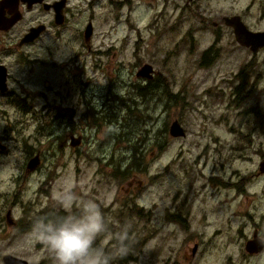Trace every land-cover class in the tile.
<instances>
[{
	"label": "rangeland",
	"instance_id": "rangeland-1",
	"mask_svg": "<svg viewBox=\"0 0 264 264\" xmlns=\"http://www.w3.org/2000/svg\"><path fill=\"white\" fill-rule=\"evenodd\" d=\"M69 1L59 40L18 50L0 34L11 74L0 96V264H56L34 226L93 206L104 223L94 247L116 255L130 238L111 264H264L245 252L261 217L264 235V180L238 134L263 120L264 64L222 20L240 15L257 30L264 0ZM145 65L152 80L138 77ZM176 120L185 137L170 135Z\"/></svg>",
	"mask_w": 264,
	"mask_h": 264
},
{
	"label": "flooded vegetation",
	"instance_id": "flooded-vegetation-1",
	"mask_svg": "<svg viewBox=\"0 0 264 264\" xmlns=\"http://www.w3.org/2000/svg\"><path fill=\"white\" fill-rule=\"evenodd\" d=\"M4 1H9V5L4 9H0V24H1L0 34L8 38V44L9 45L12 44L13 45L12 48L22 50L24 48L37 44L46 36H52L55 40H59L66 36V30L69 22V12H70L69 0H38L31 6H29V4L27 3L22 2V0H0V5ZM93 1L94 0H90V4H89L90 6L92 5ZM259 12H260L259 22L262 23L263 26L257 30H251L249 26L245 23L244 18L242 16L236 15L232 17H239L250 31L254 33H264V6L261 7ZM17 15L20 16V19L11 28L7 29L10 20L13 17H16ZM232 17H224V18H232ZM90 25L93 26L91 20L88 22L86 29L83 31V35H84V41L86 42L89 51H92L91 40L94 34V27H93V34L90 40L87 42L85 39V32ZM36 29L38 31H36ZM29 34L36 35V37L32 40L26 41L27 40L26 38ZM240 46L246 47L243 45ZM247 48L252 52V54L256 58L260 57L261 62L264 64V46L259 47L256 51H252L251 47H247ZM3 50L4 47L0 48V66L5 68V70L3 69L2 73L6 74V85L9 90L8 84L11 80V74H10L9 66L4 62L2 58ZM240 75L244 76L243 73ZM238 80L241 82L240 78ZM239 88H241L240 85L234 88L233 90L234 96ZM1 95L3 96L7 94L0 92V96ZM238 134L240 135L242 143L248 142V143H252L253 146H255V150L253 154L258 157L259 162L257 164L256 170L253 171V178L257 182L260 180H264V116L262 122L257 123V126L254 127L252 132L242 133L241 131H239ZM252 138H254V140H251ZM243 148L244 146L242 145V149ZM247 179L248 178H244V180L239 184V186L241 187V185H243V183ZM262 216H264V214ZM262 218L263 217H261V219ZM261 219L259 223H256V229L254 230L252 237L250 239H247L245 249L249 242L251 248L253 246L255 248L252 250H256L258 244H264V235L262 236L260 234V226H259L261 225ZM246 254L250 258H258L264 255V248L259 253L251 254L246 252Z\"/></svg>",
	"mask_w": 264,
	"mask_h": 264
},
{
	"label": "clouds",
	"instance_id": "clouds-1",
	"mask_svg": "<svg viewBox=\"0 0 264 264\" xmlns=\"http://www.w3.org/2000/svg\"><path fill=\"white\" fill-rule=\"evenodd\" d=\"M40 241L54 255L56 264H111L112 260L126 256L131 244L125 232L117 247V254L111 255L94 247L97 236L103 231L102 213L90 207L81 218L68 217L59 225L53 223L39 224Z\"/></svg>",
	"mask_w": 264,
	"mask_h": 264
},
{
	"label": "water",
	"instance_id": "water-1",
	"mask_svg": "<svg viewBox=\"0 0 264 264\" xmlns=\"http://www.w3.org/2000/svg\"><path fill=\"white\" fill-rule=\"evenodd\" d=\"M38 0H22V2L29 4V6L33 5ZM190 2H193L194 0H189ZM6 4V5H5ZM9 5V1H4L0 5V9H4ZM20 19V16L17 15L16 17H13L10 20V23L7 26V29L11 28L18 20ZM225 24L229 27H232L234 29V34L236 37V40L238 44L251 47L252 51H256L259 47L264 46V33H254L250 31L246 25L241 21L239 17H232V18H224L223 19ZM1 27V24H0ZM36 31H38L36 29ZM93 34V26L90 25L86 32H85V39L88 42ZM36 37V35L29 34L27 36V40H32ZM38 37V36H37ZM3 69L5 68L0 66V92L5 93L7 92L8 88L6 85V74L2 73ZM138 77L146 78L148 80H152L154 77V70L150 65H145L138 73ZM170 135L174 138H181L186 136V132L179 121H174L170 127ZM79 143V140L76 142ZM1 146V145H0ZM5 147L2 146V149ZM41 164L40 156H36L35 158L31 159L27 166V172H33L35 171ZM7 222L9 225H14V221L11 216V211L7 213ZM250 243V242H249ZM247 244L246 252L254 254L259 253L264 248V244H258L256 250L254 246L251 248L250 244ZM4 264H29L28 261L24 259H20L14 256H5L4 257Z\"/></svg>",
	"mask_w": 264,
	"mask_h": 264
}]
</instances>
